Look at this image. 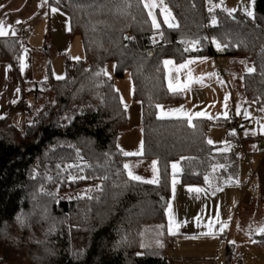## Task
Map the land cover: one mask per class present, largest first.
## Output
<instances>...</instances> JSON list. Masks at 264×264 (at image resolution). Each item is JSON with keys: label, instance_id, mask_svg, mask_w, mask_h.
<instances>
[{"label": "trees", "instance_id": "obj_1", "mask_svg": "<svg viewBox=\"0 0 264 264\" xmlns=\"http://www.w3.org/2000/svg\"><path fill=\"white\" fill-rule=\"evenodd\" d=\"M219 1L163 0L174 26L156 10V27L143 0H47L68 18L83 59H66L62 79L32 86L28 100L23 91L9 108L21 113L22 129L0 118V264H168L171 177L215 191L238 180L232 144L240 142L234 131L243 110L215 122L226 128L229 148L207 143L208 120L156 115L159 104L180 99L167 89L164 61L203 56L249 64L245 99L264 109V0H253L252 16L227 12ZM21 48L0 39V61L17 73ZM109 63L112 78L104 73ZM125 72L141 108L140 156L116 144L128 125L114 78ZM130 160L156 162L157 182L131 179ZM254 240L264 247V233ZM225 259H232L229 245Z\"/></svg>", "mask_w": 264, "mask_h": 264}, {"label": "crops", "instance_id": "obj_2", "mask_svg": "<svg viewBox=\"0 0 264 264\" xmlns=\"http://www.w3.org/2000/svg\"><path fill=\"white\" fill-rule=\"evenodd\" d=\"M53 8L47 5V0H0V27H3L6 33V35L0 36V39H14L20 35L23 29H30L29 35L21 42L22 48L18 73L14 70L11 63L0 61V118L8 116L13 122L18 120L19 116L22 117L21 113L18 110L9 112V108L19 101L26 85L31 89L32 86L45 82L49 77L54 80H60L63 77V67L66 59L70 61L83 59V48L80 38L78 36L73 38L68 36V18L58 9L53 12ZM195 58L199 57L189 58L183 63ZM198 64H201L200 61ZM165 83L167 89L172 92L170 79H166V72ZM213 115L215 116H206L207 118L205 119L211 122V126L218 129L221 128L226 132L224 126L217 125L215 122L220 119L234 118L237 113L232 116H224L223 113L219 114L217 112V114ZM163 119L179 118L166 117ZM124 141L129 142L126 139ZM136 141L135 150L128 149L124 145L122 149L119 144L118 147L123 153H139L126 156H140L142 154V138L141 142L139 138ZM238 148L244 154L248 151L245 157L248 168H251L249 157L252 154L259 153L258 142L255 141V143L250 144L245 140H241L237 145ZM142 163L144 161L130 160L126 165H140ZM126 170L128 171V168ZM244 174L242 175L243 177ZM180 185H176L174 188L172 183L170 184L166 230L174 238L172 245L167 250V263L240 264L241 257H238V253L236 254L237 258H232L229 262L225 259V250L228 245L225 238L226 227H230L233 219L231 216H234V212L238 208V203H236L231 193L232 189L224 187L215 191L208 190L201 185H185L182 182ZM194 189L200 190L195 191ZM259 190L258 186L257 193L251 194V197L258 196ZM180 212L183 215L182 218L178 217ZM170 216L175 221L171 226L172 232H175L174 235L169 231ZM214 217L216 219H212ZM218 219L219 226L213 231V226ZM209 228H212V230ZM252 237L254 238V236ZM214 238L218 239L215 240ZM252 244L253 248L261 247L255 243V240Z\"/></svg>", "mask_w": 264, "mask_h": 264}, {"label": "rangeland", "instance_id": "obj_3", "mask_svg": "<svg viewBox=\"0 0 264 264\" xmlns=\"http://www.w3.org/2000/svg\"><path fill=\"white\" fill-rule=\"evenodd\" d=\"M206 1L209 2L210 0ZM219 2L227 12H240L246 16H252L248 15V13H252L253 0H220ZM143 3L145 5V0H143ZM155 3L157 4L155 8L145 7L148 14L149 11L152 12L151 18L155 17V12L158 10L162 14L164 21L165 16H168V21L165 23L171 24L168 10L167 12L162 11L163 8H166L164 4H161L160 0H155ZM154 40H157V36L154 37ZM165 61L164 71L166 72V79H170V88L172 92L178 94L180 99L177 102L159 104L156 111L158 118L175 117L189 121L188 117L190 116L192 121L193 118L205 119L207 118L206 116H215L213 114H217V112L219 114L223 113L224 116H232L236 113L238 115L243 110L245 122L239 123L234 132H236L239 141L245 140L250 144L255 143V141L258 142L260 151L252 154L249 157V161L251 168L255 171L253 181L257 183L260 190L256 197H251V194L244 191L242 175L249 169L245 157L248 151H245L246 153L244 154V152L239 151V148L237 149V144H232L239 158V176L238 180L228 187L232 189L231 193L236 203H238V208L235 210L234 216H231L233 219L230 227H226L225 238L226 243L231 248L232 258H235L237 253L238 257H241L240 264H264V247L253 248L252 246L254 241L252 236L264 233V231H261L264 229V109L257 111L254 102H247L245 99L242 77L245 72H248L250 65L238 57L222 56L216 59L207 56L195 58L194 60H189L192 63H188L185 68H180V65L188 61L175 64L172 62L167 65ZM199 61L201 64H198ZM218 66L225 72L224 76L217 72L216 68ZM104 73L111 78L113 77V65L111 63L106 65ZM114 86L119 94L121 104L126 108L128 125L127 131L117 137L116 144L117 146L119 144L122 149L124 145L128 149L135 150L137 138L141 142L139 132L140 104L132 98L133 89L129 73L125 72L121 78H114ZM39 89L43 91L45 88L40 87ZM23 91L27 100L31 98L30 89L27 85ZM45 99L48 100L49 96L45 97ZM38 101L42 102V99ZM197 113H203V115L197 116ZM13 124L18 129H22V117L19 116L18 120L14 121ZM125 139L129 142H125ZM206 140L212 146L222 148L229 146L225 130L211 125L208 127ZM176 163L171 165L173 174L178 173ZM174 164L177 166L176 169L172 167ZM129 171L133 175L139 176L141 179L138 181L141 182L156 180L157 177V170L155 167L154 171L153 164H132L128 167V175ZM174 179L175 184H173ZM171 183L174 188L176 185L181 186L180 179L177 176L171 177ZM182 216L181 212L178 213L179 218H182ZM218 224L219 219L216 220L213 231L218 228ZM209 229L212 230V228ZM214 239L217 240L218 238Z\"/></svg>", "mask_w": 264, "mask_h": 264}, {"label": "snow or ice", "instance_id": "obj_4", "mask_svg": "<svg viewBox=\"0 0 264 264\" xmlns=\"http://www.w3.org/2000/svg\"><path fill=\"white\" fill-rule=\"evenodd\" d=\"M160 3L162 4L163 3V0H160ZM146 8H155V7H157V4L155 3V0H151V2H149V0H145V5H144ZM52 11L53 12H56L57 11V9H55V8H53L52 9ZM162 11H164V12H167V9L166 8H163L162 9ZM149 15L151 16L152 15V12L151 11H149ZM248 15H252V13L251 12H249L248 13ZM168 21V16L166 15L165 16V22H167ZM213 22H215V21H213ZM18 23H19V21H18ZM153 24H154V26H156V27H159V25L156 23V20H155V17L153 16ZM174 25H172V24H169V27H173ZM14 34V33H13ZM4 35H6V33H5V31H4V28L3 27H0V36H4ZM195 43V42H194ZM218 47H219V45H218ZM185 51H187V49H185ZM78 59V58H77ZM170 63H172V61H165V64L167 65V64H170ZM188 63H192V61H188L187 63H185V64H182V65H180V68H185V67H187V64ZM248 71H253V69H249ZM58 78H60V77H58ZM170 87H171V85H170ZM17 91H19V89H17ZM176 111H180V110H176ZM197 116H200V115H203V113H197L196 114ZM188 119H189V123H191V117L189 116L188 117ZM209 143H211V141H209ZM142 148H143V145L141 144V150H142ZM133 154H139V153H127V152H125L124 153V155H133ZM155 163L156 162H153V168H154V171H155ZM129 166L128 165H125V168H128ZM173 169H176V165L174 164L173 166ZM129 176H130V178L131 179H133V180H140L141 178L139 177V176H135V175H133L132 174V172L131 171H129ZM207 179V178H206ZM149 183H156L157 182V180H152V181H148ZM173 184H175V179L173 180ZM195 191H199L200 189H194ZM169 220H170V225H169V231H170V233L171 234H175V232H172V224H174L175 223V221L173 220V218L170 216L169 217ZM161 227H163V226H161ZM261 231H264V229H262ZM207 234V233H206ZM161 247L163 246V245H160Z\"/></svg>", "mask_w": 264, "mask_h": 264}, {"label": "built area", "instance_id": "obj_5", "mask_svg": "<svg viewBox=\"0 0 264 264\" xmlns=\"http://www.w3.org/2000/svg\"><path fill=\"white\" fill-rule=\"evenodd\" d=\"M30 33V29L26 28L23 29V31L20 33V35H18L17 37L14 38V41L16 43H21L23 39H25ZM217 72H219V74H221L222 76L225 75V72L221 70V67L218 66L216 68ZM254 174L255 171L252 168H249V170H247L244 174V177L242 179V185H243V189L245 192H248L252 195L257 193L258 190V186L254 183L253 179H254Z\"/></svg>", "mask_w": 264, "mask_h": 264}]
</instances>
